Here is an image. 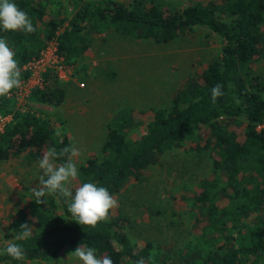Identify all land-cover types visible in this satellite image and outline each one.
Listing matches in <instances>:
<instances>
[{"label": "trees", "instance_id": "16d2710c", "mask_svg": "<svg viewBox=\"0 0 264 264\" xmlns=\"http://www.w3.org/2000/svg\"><path fill=\"white\" fill-rule=\"evenodd\" d=\"M51 1L12 0L28 13L34 33L0 28V38L16 54L21 81L29 76L24 66L54 39L59 55L71 66L90 49L88 34L94 31L113 29L126 37L168 43L195 26H205L222 38L221 55L194 76L169 107L156 109L140 136H128L133 125L128 114L114 120L102 156L90 157L78 169L73 190L92 182L115 197L140 182L160 156L184 145L198 155L209 154L211 174L184 197L190 201L191 228L188 237L180 233L183 239L171 255L156 251L150 239L141 245L125 227L129 217L115 216L113 209L95 228L65 222L60 209L71 218L68 198L53 194L41 198L46 201L42 204L30 199L11 219L12 240L24 223L32 235L14 241L25 249L22 261L0 255V264L56 263L66 248L80 245L95 248L98 257L108 256L114 264H135L141 258L146 264H169L175 258L186 264H264V72L256 69L264 59V0L198 1L185 7L164 0H68L71 15L63 0L56 7ZM44 79L46 85L33 90L29 101L62 105L66 89L57 74L49 71ZM217 83L224 86L225 95L213 105L210 90ZM17 89L0 97V114L13 115L0 135V162L20 157L36 162L49 148L59 151L71 145L70 137L59 134L47 117L21 110Z\"/></svg>", "mask_w": 264, "mask_h": 264}, {"label": "rangeland", "instance_id": "374dc122", "mask_svg": "<svg viewBox=\"0 0 264 264\" xmlns=\"http://www.w3.org/2000/svg\"><path fill=\"white\" fill-rule=\"evenodd\" d=\"M130 4L134 0H118ZM176 7L210 0H164ZM58 0L50 6L56 7ZM69 15L72 5L63 0ZM89 54L68 66L70 77L59 80L66 89L60 106L27 100L24 109L47 117L59 134H67L82 155L76 160L78 169L94 156H102L110 126L117 117L128 114L133 125L128 136H140L158 108L169 107L174 96L187 88L200 71L221 55L222 38L208 27L195 26L168 43L123 36L113 29L89 32ZM94 65H101L96 67ZM104 65V66H102ZM105 65H118L116 67ZM256 69L264 72V59ZM193 148V147H192ZM194 149V148H193ZM186 145L160 156L144 172L140 182L116 195L115 216L129 217L127 231L141 245L150 239L161 254H169L176 242L189 236L188 200L184 199L211 174L212 161L207 152L198 155ZM39 161L13 158L0 162V248L10 237V221L34 198L31 188L39 184L43 174ZM75 181L72 187L74 188ZM74 193V190H73ZM28 210V209H27ZM63 220L73 219L60 209ZM138 237H136V235ZM66 248L56 263L27 261L23 264H81ZM166 257V256H165ZM161 264V263H158ZM169 264H186L170 260Z\"/></svg>", "mask_w": 264, "mask_h": 264}, {"label": "clouds", "instance_id": "9594fccd", "mask_svg": "<svg viewBox=\"0 0 264 264\" xmlns=\"http://www.w3.org/2000/svg\"><path fill=\"white\" fill-rule=\"evenodd\" d=\"M0 28L4 31H22L26 34L36 31L28 13L12 0H0ZM15 55L6 40L0 38V97L9 95L12 89L21 86V68ZM223 87L217 83L211 88L213 105L216 104L217 98L225 95ZM81 155V150L74 143L59 151L54 147L49 148L38 162L43 174L38 177L39 184L31 188V192L37 204L46 203L45 199H41L46 195L57 194L68 198L66 202L71 219L80 225L95 228L99 222L109 218L110 210L118 207V201L107 188L92 182L79 184L73 193V182L79 177L76 160ZM64 157L67 159L63 163H56ZM20 228L23 231L15 236L14 240L6 242V247L0 251V255H7L17 261L25 258L23 245L14 241L29 239L32 231L27 223L22 224ZM68 256L75 257L81 264H114L110 257H98L97 250L87 246H78ZM135 264L146 262L141 258Z\"/></svg>", "mask_w": 264, "mask_h": 264}, {"label": "built area", "instance_id": "2783aa9c", "mask_svg": "<svg viewBox=\"0 0 264 264\" xmlns=\"http://www.w3.org/2000/svg\"><path fill=\"white\" fill-rule=\"evenodd\" d=\"M65 63V60L58 53V40L54 39L49 46L42 51L39 57L31 60L24 66V71L28 72L29 76L22 81L21 86L15 91L18 105L21 110L24 109L27 100L31 93L36 88H43L46 85L44 75L53 71L61 81H66L70 77V68ZM13 120L11 114H0V135L5 131L7 125Z\"/></svg>", "mask_w": 264, "mask_h": 264}, {"label": "crops", "instance_id": "0c3cea01", "mask_svg": "<svg viewBox=\"0 0 264 264\" xmlns=\"http://www.w3.org/2000/svg\"><path fill=\"white\" fill-rule=\"evenodd\" d=\"M111 31V30H110ZM88 54H89V50H88V52H87ZM86 53V54H87ZM72 66V65H71ZM94 66H96V65H94ZM101 65H97L96 67H100ZM102 66H104V65H102ZM107 66H113V67H116V66H118V65H105V68L107 67ZM11 160V159H10Z\"/></svg>", "mask_w": 264, "mask_h": 264}]
</instances>
